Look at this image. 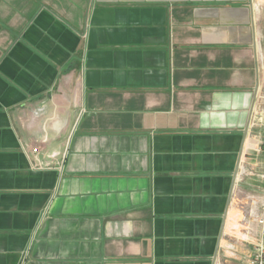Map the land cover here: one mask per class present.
Listing matches in <instances>:
<instances>
[{"label":"crops","instance_id":"0c3cea01","mask_svg":"<svg viewBox=\"0 0 264 264\" xmlns=\"http://www.w3.org/2000/svg\"><path fill=\"white\" fill-rule=\"evenodd\" d=\"M251 1L0 0V264H248Z\"/></svg>","mask_w":264,"mask_h":264},{"label":"built area","instance_id":"2783aa9c","mask_svg":"<svg viewBox=\"0 0 264 264\" xmlns=\"http://www.w3.org/2000/svg\"><path fill=\"white\" fill-rule=\"evenodd\" d=\"M261 150L264 153V141L261 143ZM32 152H37V148H33ZM263 200H264V180H263ZM264 209V207H263ZM255 224L260 228L257 233V239L253 245L252 256L248 264H264V216L255 219Z\"/></svg>","mask_w":264,"mask_h":264},{"label":"rangeland","instance_id":"374dc122","mask_svg":"<svg viewBox=\"0 0 264 264\" xmlns=\"http://www.w3.org/2000/svg\"><path fill=\"white\" fill-rule=\"evenodd\" d=\"M253 26L264 55V0H252Z\"/></svg>","mask_w":264,"mask_h":264}]
</instances>
